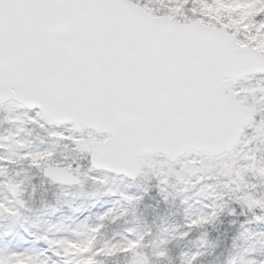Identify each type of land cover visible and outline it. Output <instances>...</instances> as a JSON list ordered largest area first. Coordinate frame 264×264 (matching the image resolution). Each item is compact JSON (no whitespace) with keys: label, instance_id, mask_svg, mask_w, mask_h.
<instances>
[{"label":"snow or ice","instance_id":"snow-or-ice-1","mask_svg":"<svg viewBox=\"0 0 264 264\" xmlns=\"http://www.w3.org/2000/svg\"><path fill=\"white\" fill-rule=\"evenodd\" d=\"M0 113L17 136L40 129L78 154L69 163L30 141L0 142V220L44 217L0 233V264H154L142 252L151 228L107 237L123 215L116 208L59 209L42 198L48 183L106 184L109 174L154 182L158 195L174 187L186 205L182 231L159 229L160 264L168 244L225 213L238 237L264 247V0H0ZM111 195L134 208L145 199ZM203 255L181 251L180 264Z\"/></svg>","mask_w":264,"mask_h":264},{"label":"rangeland","instance_id":"rangeland-1","mask_svg":"<svg viewBox=\"0 0 264 264\" xmlns=\"http://www.w3.org/2000/svg\"><path fill=\"white\" fill-rule=\"evenodd\" d=\"M3 114L0 113V116ZM17 129L15 126H10L7 123L0 122V137H8L10 138L7 141H0L3 143H6L10 145L11 147L15 148L16 145L14 141L16 139H23L26 141H30V149L35 151L39 148H52L55 151L56 159L60 160L62 157L67 156L68 161L72 162V160L78 156L77 153H75L71 146H66L64 143H54L51 140H48L47 133L40 130V129H33L29 130L24 133H20L19 136L16 135ZM45 139L47 140L46 144H41L40 140ZM80 164V171L81 173H86L88 171V164L86 161V158H79L78 160ZM164 161L161 158H150L149 160L145 161V163L148 166H152L155 164L163 163ZM23 166V165H21ZM9 174L14 175L15 174V168L9 169ZM211 183V181H208ZM147 186V188L150 191H155V185H152V182H149L148 180H145L143 178H138L134 182L133 180H129L124 177H117L113 176L111 174L108 175V181L106 184H100V183H94L89 179H85L83 183L73 185V186H57L53 183H48L46 185H43L40 189V191L44 194L43 199H45L48 203L54 205L56 208L59 209H70L75 208L79 206H83L86 209L95 211L101 207V204H105L109 207H114L116 210L119 208H122L123 201L117 202L116 198L111 195V192H119V191H132L139 194V191L141 192V189H145L144 186ZM149 185V186H148ZM142 186V188L140 187ZM145 195L144 190L141 192ZM167 194H173L175 198L178 196L176 195V189L174 187L169 186L167 189ZM185 195H190L192 198L189 200V202H192L195 204L197 199H200V197H197L193 195L192 193H186ZM4 196L3 192H0V197ZM25 198H28L27 193L25 194ZM97 206V207H96ZM34 208L40 207L39 201H36L33 203ZM34 215V221L40 222L42 224V221L44 220V217L40 216L39 213H32ZM67 215H72L71 211L67 212ZM130 219H128V222ZM24 224L29 225L30 223L28 221H22ZM89 222H92L91 220ZM72 222L66 220L65 224L70 225ZM20 223L10 220H1L0 221V228L2 231L11 230V232H17L14 228H19ZM26 225V226H27ZM113 226H108L106 229V235L107 237H112L115 233H119L118 229H116V224H112ZM18 230V229H17ZM110 233L111 236H110ZM126 235V234H125ZM158 235V232L155 235H152L149 238H147L145 242V247H147V250H144L142 252L147 253L149 257L153 259V261L156 264H160L159 261H155V258L153 257V252L156 250L159 245V240L156 238ZM117 237V236H116ZM121 238V236H118ZM180 243L177 241H173L170 244L167 245L169 249V258L167 260H170L174 257V252H176L177 247ZM121 261L118 260V264H129V259L126 257H121ZM173 260V259H171ZM110 264H113V262H109ZM166 263V262H163ZM169 261H167V264ZM18 264H24V262L20 261ZM177 264V263H175Z\"/></svg>","mask_w":264,"mask_h":264},{"label":"trees","instance_id":"trees-1","mask_svg":"<svg viewBox=\"0 0 264 264\" xmlns=\"http://www.w3.org/2000/svg\"><path fill=\"white\" fill-rule=\"evenodd\" d=\"M152 185H154V182H152ZM140 187L142 188V186ZM145 187L147 186L145 185L144 188ZM143 190L145 195L141 193ZM141 192L139 191V194L143 195L145 199L137 207L134 208L123 202L122 208L117 210L123 213L120 220L116 223V229L119 230L118 232L120 234L125 235V228L133 224L141 230L151 228L153 235L158 232L156 237L158 240L161 234L159 231L160 228L165 226H177L179 230H183L184 208L186 205L180 203V197L175 198L173 194L164 193L163 195H167L168 197L165 202L163 195H158L156 190L150 191L145 188L141 189ZM189 203L195 205L192 202ZM95 209L96 208H94L92 212H95ZM126 209L127 211H125ZM128 219H130L129 222ZM231 219L232 218L225 213L213 225L206 226L194 232L189 239L177 241L180 244L177 247L178 250L174 252V257L171 258L173 260H165L164 262L166 263L163 264H167V261H169L168 264H180L181 251L187 252L189 250H196L197 248L204 252L202 257L203 264H227V261L232 257L236 258V264H242V259L246 258L253 251L257 255L264 256V247H261L256 240H244L236 235L239 229L229 223ZM27 221L30 223L29 225L34 221V215L32 213L28 214ZM18 223L23 222L21 221ZM41 226H43V224H41ZM110 226L113 225L110 224ZM251 227L253 230L256 228L255 225ZM14 229L18 231V228ZM2 232L4 231L0 228V233ZM13 234L15 235L17 232H13ZM111 234L112 233H110V236ZM116 239H120V237L117 236ZM205 241L207 243H204ZM234 243L235 246H233ZM144 250H147V247L142 249V251ZM121 259V257L118 258L119 261H121ZM154 264L156 263L154 262Z\"/></svg>","mask_w":264,"mask_h":264}]
</instances>
